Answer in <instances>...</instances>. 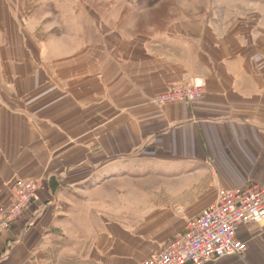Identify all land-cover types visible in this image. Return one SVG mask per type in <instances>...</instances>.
<instances>
[{"label": "crops", "instance_id": "crops-1", "mask_svg": "<svg viewBox=\"0 0 264 264\" xmlns=\"http://www.w3.org/2000/svg\"><path fill=\"white\" fill-rule=\"evenodd\" d=\"M56 1L50 25L24 0L15 14L0 4V206L18 180L39 181L0 235V264H141L217 188L264 184V0H207L205 19L183 14L127 47L86 5ZM194 77L201 100L153 101ZM138 166L165 175L126 177ZM238 235L244 254L210 264H264V222Z\"/></svg>", "mask_w": 264, "mask_h": 264}, {"label": "built area", "instance_id": "built-area-1", "mask_svg": "<svg viewBox=\"0 0 264 264\" xmlns=\"http://www.w3.org/2000/svg\"><path fill=\"white\" fill-rule=\"evenodd\" d=\"M205 82L194 77L190 82L171 85L156 95L157 104L194 103L202 99ZM39 181H17L9 202L0 206V235L28 209L36 198ZM264 222V184L250 181L232 188L216 189L213 203L203 208L196 218L187 220L186 230L148 256L141 264H210L223 257H241L246 243L240 229L249 223Z\"/></svg>", "mask_w": 264, "mask_h": 264}, {"label": "rangeland", "instance_id": "rangeland-1", "mask_svg": "<svg viewBox=\"0 0 264 264\" xmlns=\"http://www.w3.org/2000/svg\"><path fill=\"white\" fill-rule=\"evenodd\" d=\"M73 1V0H71ZM78 4L82 3L90 9L91 14H94L98 17L99 21L102 23L103 28L108 31L109 35L113 32H118L120 36V45L126 46L128 43H136L138 39L145 35L148 38H154L159 35L161 31L167 28L169 21L176 18L180 19V16L183 14L186 16V19L202 20L207 16V13L200 11L198 6L201 3H207V0H77ZM56 0H24L23 4L25 5V14L30 20L33 19H42L43 16H47L46 20L48 25L52 24L53 20H57L58 13L54 12L53 4ZM21 0H0V4L3 7L8 6V13L15 14L16 9L19 10L21 7ZM132 4V5H131ZM149 4V5H148ZM181 4L185 6L183 12L175 10V5ZM184 4V5H183ZM193 4L195 8L190 6ZM134 5V6H133ZM135 5H144L151 6V9L147 8H137ZM18 7V8H17ZM143 9V10H142ZM169 9V10H167ZM46 12V13H45ZM90 12H88L90 14ZM195 15V17L193 16ZM197 15V16H196ZM38 21V20H37ZM33 25V24H31ZM41 26V25H40ZM50 27V26H49ZM49 27L41 28V30L35 31L36 35L40 34L43 39L46 40L53 33L49 32ZM49 33H45L44 31ZM55 31V29H53ZM34 33V34H35ZM154 41V40H153ZM264 41V40H263ZM264 47V43L262 45ZM126 49V48H125ZM259 68H264V55L260 57ZM144 169V168H143ZM130 175L126 177L134 179H147L157 177L159 175H165V171L161 170H150L146 167L143 171L141 167L132 169ZM115 176L121 177L123 179V174H128L127 170H121L114 173ZM114 174L105 173L100 178L93 177L92 181L87 183L84 189H90L100 183L101 180L108 178ZM92 177V175L89 176ZM98 178V179H97ZM125 178V177H124ZM32 178H24L18 180L19 182L27 181ZM88 179V180H89ZM87 180V181H88Z\"/></svg>", "mask_w": 264, "mask_h": 264}]
</instances>
